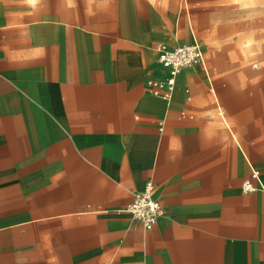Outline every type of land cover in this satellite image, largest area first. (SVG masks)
Segmentation results:
<instances>
[{"label":"crops","instance_id":"0c3cea01","mask_svg":"<svg viewBox=\"0 0 264 264\" xmlns=\"http://www.w3.org/2000/svg\"><path fill=\"white\" fill-rule=\"evenodd\" d=\"M135 2L0 0V264H264L261 86L204 53L151 95L158 41H200L186 4L169 40ZM147 179L150 229L128 211Z\"/></svg>","mask_w":264,"mask_h":264},{"label":"rangeland","instance_id":"374dc122","mask_svg":"<svg viewBox=\"0 0 264 264\" xmlns=\"http://www.w3.org/2000/svg\"><path fill=\"white\" fill-rule=\"evenodd\" d=\"M135 1L137 11L143 15L146 9L148 18L160 25L154 33H162L169 40L188 32L183 19L186 4L214 82L254 80L264 94V0Z\"/></svg>","mask_w":264,"mask_h":264},{"label":"built area","instance_id":"2783aa9c","mask_svg":"<svg viewBox=\"0 0 264 264\" xmlns=\"http://www.w3.org/2000/svg\"><path fill=\"white\" fill-rule=\"evenodd\" d=\"M157 62L160 66V75L146 79L147 91L166 103L171 101L178 73L187 67L205 65L204 49L196 39L187 44L169 45L160 42L156 46ZM252 177L258 179L257 171L252 172ZM261 185V183L259 182ZM244 189H256L250 180L242 184ZM131 217L139 222L144 228H152L158 217L163 214L159 200L154 196V183L147 179L142 189L135 194L132 202L128 205Z\"/></svg>","mask_w":264,"mask_h":264}]
</instances>
